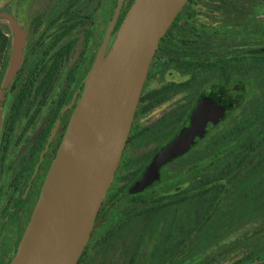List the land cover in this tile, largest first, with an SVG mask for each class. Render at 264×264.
I'll return each mask as SVG.
<instances>
[{
  "label": "flooded vegetation",
  "instance_id": "obj_1",
  "mask_svg": "<svg viewBox=\"0 0 264 264\" xmlns=\"http://www.w3.org/2000/svg\"><path fill=\"white\" fill-rule=\"evenodd\" d=\"M19 1L22 0H5L0 7V14L13 15L14 19H17L15 7L19 6ZM232 1L237 2L240 6L237 9L230 7V11L236 16L231 15L227 20L224 14L225 6L222 2L217 4L212 0H188L170 27L172 29L169 32L168 40L183 42L184 56L194 55L195 50L202 54L206 49H210L221 54L224 59H234V54L238 51L244 53L245 65H264V0ZM127 2L128 0H125L107 51L114 42L125 16L123 10ZM200 3H206L204 5L205 11L209 9L214 11L209 10L207 13L199 12L196 14L197 6L201 5ZM216 5L220 8L214 7ZM221 10L223 13H219ZM107 12L108 0H65L63 2L58 0L49 16L45 19L38 18L39 26L33 29L31 35L27 36L25 28L18 23L25 33L23 56L27 48H30V53L55 52L48 65H41L28 77L27 86L30 84L32 86L37 85L36 97L40 107L46 105L51 96L56 97L55 108H50L44 116H41L38 123L32 122V124L30 121L25 122L26 115H24L25 120H22L24 112H9L8 115L11 116L7 118V110L3 108L8 103L5 98L8 87L20 75L21 65L7 88L4 89L3 84L12 55L13 33L7 18L5 19L6 23L1 25L9 24L10 31H6V36L11 47L10 53L5 54L7 57H5V61L0 63V80L2 77L4 79L0 91L1 109L3 111L0 127V264H11L18 250L49 168L57 155L70 118L84 88V85L81 86L82 79L92 66L109 21H107L104 29H102L101 24L95 23L103 22ZM233 17H242L240 21L242 27L238 28L240 30L238 39L231 35L234 32V27L230 25L229 20H233ZM48 20L46 29L39 35L38 27L44 26ZM80 26L84 28L90 26V29L84 32L80 42L77 41L79 43V62L73 67L68 64L53 65L60 49L67 46L71 49L72 45L76 47L77 42L72 45L70 43L74 38L69 41L66 39L73 35ZM224 27L230 28L228 32L221 30ZM100 36L101 39L99 40ZM36 38L37 40H35ZM47 38H51V42L48 43V48L43 50L44 39ZM61 41L62 43H60ZM217 58H219L218 55ZM3 65H7L6 68H3ZM228 65L232 64L228 62ZM56 66L62 68L60 78L48 93L46 102L41 105L39 97L44 93L39 91V85L50 74L51 69ZM167 67L168 65H159L158 58L154 57L146 76L121 160L96 216L90 238L77 264H94L98 256L105 261L103 264L116 262L117 264H136L140 259L142 244L146 242V238L150 236L151 229L154 227L155 197L153 193H155L154 187L158 180L138 192H132V188L142 179L144 171L153 158L181 130L190 126L192 113L202 99L216 97L218 102L226 105L231 104L225 115L227 112L233 113L235 110V103H231L233 97L227 95L228 93L222 92L221 97L218 95L203 96L202 94L197 97H189L186 91L173 94L171 85L185 82L187 77L180 75L173 69L167 70ZM54 89H56V93L52 95ZM231 91L235 94L238 90L232 87ZM146 106L149 108L144 111ZM188 108L189 116L186 114L184 120L178 122L180 129L172 135V116L182 115L181 113H186ZM15 115H18L16 121H14ZM187 117L189 118L186 122ZM7 119H10L8 123L9 133L3 134V130H6L7 127ZM19 120L22 122L21 124H19ZM58 121L59 124L53 134ZM214 123L217 122H207L206 133L202 137L197 136L195 143L189 150L198 145ZM185 153L162 164L159 168V178L167 165ZM10 169L11 171H9ZM140 210L142 213L139 214ZM110 213L112 217L102 223V218ZM154 246L153 244L151 252L148 254V262L153 261L155 263ZM157 258L162 260L163 257L158 256Z\"/></svg>",
  "mask_w": 264,
  "mask_h": 264
},
{
  "label": "water",
  "instance_id": "obj_2",
  "mask_svg": "<svg viewBox=\"0 0 264 264\" xmlns=\"http://www.w3.org/2000/svg\"><path fill=\"white\" fill-rule=\"evenodd\" d=\"M124 2L117 0L100 48L82 79L84 88L11 264H77L121 160L160 41L188 0H135L107 51ZM0 16L9 20L13 33L5 89L19 69L25 33L13 16ZM229 107L216 97L202 99L190 126L153 158L132 192L158 180L160 166L187 152L197 136H204L207 122H217ZM1 123L0 101V127Z\"/></svg>",
  "mask_w": 264,
  "mask_h": 264
},
{
  "label": "trees",
  "instance_id": "obj_3",
  "mask_svg": "<svg viewBox=\"0 0 264 264\" xmlns=\"http://www.w3.org/2000/svg\"><path fill=\"white\" fill-rule=\"evenodd\" d=\"M116 5L117 0L114 1L109 21ZM224 6V14L228 20L233 13L230 7L237 9L240 5L231 0L225 2ZM171 29L161 39L155 57L158 58L159 65H168L167 70L173 69L187 77L185 82L171 85L172 93L186 91L189 97L201 94L221 97L223 92L233 97L231 103H235L241 96L242 106L221 129L213 132L212 128L231 112L224 114L198 145L185 153L194 151L195 156H202L205 160L218 152L216 159L201 163L193 158L192 162L182 167L163 170L158 181L156 180L154 189L161 186L160 190H172L180 186L177 193L164 195L154 202L153 223L157 228L161 225L159 222L162 218L167 217L165 228H160L161 238L153 249L156 258L163 257L157 264L166 263L187 244L190 246L189 254L196 255L194 250L204 251L213 242L220 240L225 232L264 214V65H245L246 57L243 52L238 51L234 54V59H224L221 54L210 49L202 54L195 50L194 55L184 56L183 42L168 40ZM229 29L221 28L227 32ZM233 29L231 35L238 39L240 30ZM6 31H10L9 24L0 25V63L5 61V54L10 53L11 46ZM70 50L69 46L60 49L53 65H67ZM228 62L232 65H228ZM6 66L3 65V68ZM61 71V66L52 68L39 85V91L44 93L39 97L41 105L46 102L48 93L58 82ZM236 78H244L253 83L254 94L250 97L241 95L238 91L234 94L231 90ZM148 108L146 106L144 111ZM188 111L189 108L182 115L172 116V135L180 129L178 125L189 114ZM211 133L210 138L205 140ZM181 177L185 181L178 183L177 180H181ZM153 195L156 196L157 193ZM190 216L192 220L183 226V217ZM249 248L251 249L246 250L233 264H249L255 260L261 261L258 264H264V241Z\"/></svg>",
  "mask_w": 264,
  "mask_h": 264
},
{
  "label": "rangeland",
  "instance_id": "obj_4",
  "mask_svg": "<svg viewBox=\"0 0 264 264\" xmlns=\"http://www.w3.org/2000/svg\"><path fill=\"white\" fill-rule=\"evenodd\" d=\"M63 1L65 0H62V2ZM114 1L115 0H108V12L105 14L104 21L95 23L97 25L101 24L102 29L105 28L107 21H109V18L113 11ZM212 1L217 4L218 3L220 4V2L224 4L228 0H212ZM4 2L5 0H0V7L3 5ZM57 2L58 0H22V1H19L18 2L19 6L15 7V15L17 17V19L15 18L16 22L20 23L25 28L26 34L27 36H29L32 34L33 29L39 26V21H37L38 18L41 17L42 19H45L47 16H49L53 8L56 6ZM134 2L135 0H128V2L126 3L124 10H123V13L125 16ZM200 4L201 5L197 6L198 11H196V14L199 12L207 13L209 10H213V9H209L205 11L204 5L206 3H200ZM214 7H216L217 9L220 8L217 5ZM219 13H223L222 10L219 11ZM230 15L236 16L235 13H232ZM5 19H6L5 16H0V25H3L6 23ZM241 19L242 17H235L233 20L230 19L229 20L230 25H232V27L236 29L242 27V23L240 22ZM48 23H49V20L45 22L44 26L40 28L38 27L39 35L42 34L44 29H46L45 26ZM89 29H90V26H86L85 28L83 26L78 27V29L76 30L75 33H73V35H70L67 37L66 41H69L74 38L70 42L71 45L73 43H76L77 41L80 42L84 36V32L85 31L87 32V30ZM100 39H101V36L99 40ZM35 40H37V38ZM44 41H45L44 42L45 44H44V48H42L43 50L48 48V43L51 42V38L44 39ZM78 42L76 43V47H73L72 45L70 53L68 55L67 64L70 67H73L79 62V53H78L79 43ZM54 53H55L54 51L53 52L46 51L45 53L41 51L36 52V53H30V48H27L25 50V54L20 63L21 65L20 75H18L17 79H15L12 85L8 87V91L5 95V98L8 100V103H7V106L5 107L4 105L3 108L4 110L5 109L7 110V113H6L7 118H10L11 116V115H8L9 112H16V111L18 113L24 112L22 116L23 117L22 120H25L24 115H26L25 122L30 121V124H32V122L38 123L41 116H44L45 113L48 110H50V108H55L56 97L53 94L56 93V89H54L52 93L53 97L51 96L49 98L46 105L40 107L38 104L37 97H36V94H37L36 86L37 85L36 84L33 86L31 85L32 88L29 87V85L27 86V81H28V77L30 76V74L36 71L37 68H40L41 65H48V63L54 57L55 55ZM3 80L4 79L2 77V80H0V91L2 90ZM234 81L235 82L232 87L236 88L240 92L241 95L244 94L246 95V97H250L252 94H254L255 89H254L253 83H251L250 81L244 78H236ZM240 98L241 96H239L236 99L235 110L233 112L234 114L239 112L240 107L242 106ZM233 113H231L230 115H228L227 118H224L220 123H218V125L215 128H213L212 131L216 132L217 130L221 129L227 123L228 119L234 115ZM2 115H3V111L1 109V117ZM17 116L18 115H15L14 121L18 119ZM9 120L10 119H7V124H6L7 127H6V130H3V134L9 133L8 132ZM21 123L22 122H20L19 120V124ZM211 135L212 133L205 140L209 139ZM195 154L196 152L194 153L193 151L191 153L182 155L179 159L172 162L170 165H167L164 168V171H170L178 167H182L183 165L192 162L193 158H195L194 161L199 160V162L201 163H204V162L209 163L210 161L218 157V152L214 154L212 157L206 158L205 160L202 158V156H195ZM9 171H11V169ZM184 181L185 179L183 177H181V180H177L178 183L180 182L182 183ZM160 187L161 186L154 189L155 193H157V195L154 196L155 200L157 198H161L164 195H172L174 193H177L179 191L178 187L180 186H176L172 190H167V189L160 190ZM149 205H152V204H149ZM110 217H112L111 213L106 215L105 218H102V223ZM166 219H167L166 216L162 218V220L159 222V224L161 225L158 228L154 224V227L151 229L150 236L147 237L146 242L142 244L140 259L136 264H157L160 261L159 258H156L155 263L153 261L148 262L147 257H148V254H150L151 252L153 244L155 245L159 242L161 238V231H162V230L160 231V228L166 226L165 225ZM190 220H192V216L188 218L183 217L181 224L184 226L185 223L189 222ZM140 221H142V219H140ZM259 241H264V214L250 221H245V222L238 224L230 232H227V233L225 232L220 238V240L213 242V244L208 246L204 251L198 252V249L194 250L193 252H195L196 255L192 256L189 254L190 246L189 244H187L181 249V251L176 253L173 256V258H171L169 261H167L164 264H233L234 262H236L238 259H240L244 255L246 250L251 249L249 248L250 246L257 245ZM103 263H105V261H103L102 257L100 256H98L94 262V264H103ZM113 264H117V262Z\"/></svg>",
  "mask_w": 264,
  "mask_h": 264
}]
</instances>
